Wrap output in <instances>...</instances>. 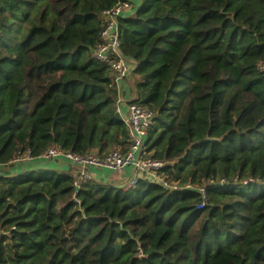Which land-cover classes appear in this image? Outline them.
<instances>
[{"label": "trees", "instance_id": "1", "mask_svg": "<svg viewBox=\"0 0 264 264\" xmlns=\"http://www.w3.org/2000/svg\"><path fill=\"white\" fill-rule=\"evenodd\" d=\"M116 0H0V165L126 151L93 57ZM152 158L184 188L0 176V264H264V0H140L119 20ZM203 209L198 188L210 180ZM194 189H188L186 186Z\"/></svg>", "mask_w": 264, "mask_h": 264}, {"label": "built area", "instance_id": "2", "mask_svg": "<svg viewBox=\"0 0 264 264\" xmlns=\"http://www.w3.org/2000/svg\"><path fill=\"white\" fill-rule=\"evenodd\" d=\"M135 6V0H116L114 7L104 12L105 23L100 32L101 43L93 51V57L110 69L112 83L117 89L120 83L129 79L132 74L131 67L123 57L120 49L119 20L132 13ZM260 70L264 72V64L260 66ZM118 105L117 103V108L120 112ZM122 117L129 130V145L126 151L115 149L104 156L94 152L80 155L64 152L54 146L49 148L41 157L46 159L62 157L79 166V170L75 173L76 180L74 185L76 188L93 181V176L87 170L89 167L106 168L115 172H124L131 167L135 175L124 182L123 189L125 190L134 189L138 182L144 179L162 185L171 193L184 189L179 185V182L172 181L163 172L166 166L171 163L154 159L148 152L145 138L155 123V114L136 103H131L128 115L125 117L122 115ZM31 158L30 151L19 152L11 163L18 164ZM217 183L223 185L227 183V180L221 179L219 182L210 180L205 185L195 188L202 198L198 209H203L206 206L208 187ZM186 188L194 189V187L189 185Z\"/></svg>", "mask_w": 264, "mask_h": 264}, {"label": "crops", "instance_id": "3", "mask_svg": "<svg viewBox=\"0 0 264 264\" xmlns=\"http://www.w3.org/2000/svg\"><path fill=\"white\" fill-rule=\"evenodd\" d=\"M140 3V0H135V4ZM136 99L135 93V78L131 76L129 79L123 80L118 88V101L119 110L125 117L129 113L130 104ZM126 110V112L124 111ZM39 170H55L60 172L69 173L75 176L79 170V166L75 163L59 157L54 159H46L43 157L31 158L18 164L0 165V176H17L26 171H39ZM88 172L93 176V181L102 185H111L123 188L124 182L131 179L135 172L133 168H127L124 172H115L106 168L89 167Z\"/></svg>", "mask_w": 264, "mask_h": 264}, {"label": "rangeland", "instance_id": "4", "mask_svg": "<svg viewBox=\"0 0 264 264\" xmlns=\"http://www.w3.org/2000/svg\"><path fill=\"white\" fill-rule=\"evenodd\" d=\"M126 112V110H124Z\"/></svg>", "mask_w": 264, "mask_h": 264}]
</instances>
